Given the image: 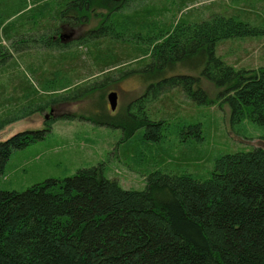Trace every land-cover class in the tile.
Segmentation results:
<instances>
[{
    "label": "trees",
    "instance_id": "1",
    "mask_svg": "<svg viewBox=\"0 0 264 264\" xmlns=\"http://www.w3.org/2000/svg\"><path fill=\"white\" fill-rule=\"evenodd\" d=\"M194 2L0 0V130L100 91L86 117L121 131L119 161L136 167L145 156L133 140L163 154L147 160L151 169L135 168L145 177L142 189L123 187L101 162L23 190L0 189V264H264V150L219 151L200 170L188 168L183 151L162 147L172 132L176 146L200 138V123L169 121L154 109L163 97L178 89L198 104L211 102L199 78L183 70L213 85L232 122L264 129V64L235 67L217 53L222 41L264 27L237 13L197 20ZM94 15L97 27L68 34ZM133 62L140 65L127 66ZM129 77L147 83L144 92L122 112L103 111L106 89ZM52 122L0 140V176L12 151L44 139Z\"/></svg>",
    "mask_w": 264,
    "mask_h": 264
},
{
    "label": "rangeland",
    "instance_id": "2",
    "mask_svg": "<svg viewBox=\"0 0 264 264\" xmlns=\"http://www.w3.org/2000/svg\"><path fill=\"white\" fill-rule=\"evenodd\" d=\"M189 7L192 10V18H198L197 20L205 19L212 13H237L259 29L264 27V0H196ZM99 22L100 18L94 15L88 22L69 29L68 34L78 36L97 27ZM217 49V53L235 67L257 68L264 64V29L258 35L222 41ZM144 58L148 59L147 56ZM91 63L92 60L88 58L87 67L95 73L96 67ZM137 65L140 64L137 62L127 64L130 67ZM58 66H48L47 69ZM78 70L85 73L84 69L83 72L81 68ZM181 72L198 77L197 85H202L206 89L211 102L207 105L198 104L178 89L163 97L154 109L157 108L166 115L169 121H173L175 117H182L200 123L198 129H195L197 131L195 133H199L200 136L195 139L196 141L191 140L183 143L184 145L176 146L178 138L171 130L172 133L168 134V142L162 145L163 148L174 154L183 151L192 165L188 168L192 169L195 166L200 170L203 169L202 159H212L219 151L249 150L254 147L264 150L263 128L247 120L232 122L228 106L217 100L213 85L193 71ZM145 85L147 83H138L131 77L112 83L102 97L103 111L110 114L122 112L130 100L144 92ZM9 91L8 86L7 92ZM110 92L117 93L114 110L110 109L107 100ZM99 95L100 91H95L88 97L56 105L44 112L17 120L0 130V140H5L20 131L42 129L45 127V121L50 119L53 121L52 128L44 139L12 151L4 173L0 176V189L23 190L47 178L71 176L81 167L100 162L105 165V174L110 178H116L123 187L142 189L145 177L135 168L146 166L151 169L152 162L147 160L162 156V151L159 147L153 146L149 152L145 145L133 140L129 145L136 146L135 150H139V154L145 156L137 158L136 167L133 161L130 163L119 161L115 142L121 137V131L97 126L86 117L89 111H95V104L100 100ZM209 163L210 166L211 162Z\"/></svg>",
    "mask_w": 264,
    "mask_h": 264
},
{
    "label": "water",
    "instance_id": "3",
    "mask_svg": "<svg viewBox=\"0 0 264 264\" xmlns=\"http://www.w3.org/2000/svg\"><path fill=\"white\" fill-rule=\"evenodd\" d=\"M117 1V0H115ZM107 100L110 106L111 110H114L116 108V104H117V93L116 92H110L107 95Z\"/></svg>",
    "mask_w": 264,
    "mask_h": 264
}]
</instances>
